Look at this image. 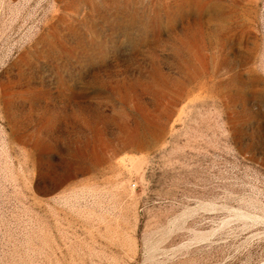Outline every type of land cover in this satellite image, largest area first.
<instances>
[{"label":"rangeland","instance_id":"rangeland-1","mask_svg":"<svg viewBox=\"0 0 264 264\" xmlns=\"http://www.w3.org/2000/svg\"><path fill=\"white\" fill-rule=\"evenodd\" d=\"M0 264H264V0H0Z\"/></svg>","mask_w":264,"mask_h":264}]
</instances>
